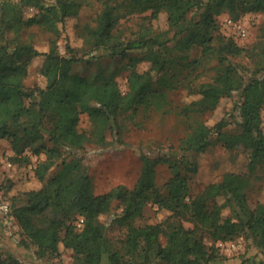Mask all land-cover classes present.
<instances>
[{"label": "trees", "instance_id": "obj_1", "mask_svg": "<svg viewBox=\"0 0 264 264\" xmlns=\"http://www.w3.org/2000/svg\"><path fill=\"white\" fill-rule=\"evenodd\" d=\"M30 7L38 12L27 21L47 26L56 38H37L32 32L22 38ZM79 8L78 0H0V139L13 151L1 187L18 241L33 254L24 261L0 247V264H41L45 257L59 260L66 253L71 264H217L223 257L218 242L237 237L246 240L248 249L264 251V201L251 206L246 192L256 169L264 167V0H104L94 22L82 27ZM134 10L149 11V20L165 11L167 28L156 30L144 22L129 36L115 31L120 17ZM221 12L232 20L260 13L259 39L242 46L220 32L216 16ZM68 28L87 47L80 55L69 43ZM58 37L67 40L64 53ZM194 47L199 53L191 57ZM239 55L254 59L253 67L236 60ZM102 56L127 59L124 92L113 74L73 72L76 63L98 62ZM210 59L216 60L215 72L198 80L201 72L194 70ZM32 72L35 81L27 85ZM183 83L186 93L177 112L187 127L177 145L166 150L139 145L135 151L141 165L133 186L120 183L95 193L80 153L86 144L129 145L118 128L120 113L139 106L170 110L166 89ZM222 97L228 106L221 118L210 122L199 117ZM82 114L88 128L79 125ZM232 122L238 130L227 131ZM44 139L51 142L40 146L45 159L32 166L38 184L16 188L31 161L25 147ZM215 141L229 149L242 146L247 170L225 171L192 193L188 178L198 171V154ZM159 162L171 172L163 189L155 182ZM149 203L155 205L153 219L136 224ZM113 209L111 223L124 227L118 244L100 220ZM157 213L162 216L155 218ZM79 217L81 227L76 225ZM240 264L264 260L248 257Z\"/></svg>", "mask_w": 264, "mask_h": 264}, {"label": "rangeland", "instance_id": "obj_2", "mask_svg": "<svg viewBox=\"0 0 264 264\" xmlns=\"http://www.w3.org/2000/svg\"><path fill=\"white\" fill-rule=\"evenodd\" d=\"M80 2L79 10V22L82 27L84 24H92L95 19L96 13L101 8L104 0H78ZM38 10L34 7H30L26 10L24 18L25 24L22 30V38L32 32L37 38H56L52 30L47 26L39 23H30L28 18L35 15ZM149 11L139 12L134 10L127 12L118 20L115 31L120 32L123 36H129L132 34L140 24L144 22H150L154 29L163 30L167 28L166 12L161 11L157 18L147 19L145 15ZM229 16L226 12H221L216 16L218 23V29L225 35L232 36L239 45L250 46L255 43L260 36V26L262 16L260 13L247 12L239 19H244L246 27V35L240 36L234 30V26L228 22ZM67 34H69V43L76 46L78 49V55L87 50L86 45L81 43V40L77 39V35L74 28H68ZM11 33H8L10 36ZM34 40V39H33ZM66 39L63 37L57 38L58 49L61 53L66 51L65 43ZM97 51H92L89 54H96ZM197 48H192L189 52L191 57L198 55ZM38 59H34V62H38ZM98 62L96 59H92L90 62L81 61L74 65L73 72L83 74L88 77H99L104 74H113L119 84L120 89L124 92L127 88L126 75L128 70L123 67V64L127 60L119 56H102L99 57ZM236 60L245 64L246 66L253 67L254 59L248 58L245 55H239ZM215 59L203 61L194 72H201L198 80L209 79L215 72ZM145 64H142L143 67ZM202 70V71H201ZM186 75V70L184 71ZM192 74V73H191ZM182 78V77H180ZM182 80V79H181ZM35 81V74L32 72L29 74L25 83L32 85ZM183 84L178 85L175 88H167V97L169 100L170 110H156L154 108H144L143 106L137 107L136 110H129L128 112L120 113L119 130L121 138L128 142L129 145L101 147L96 143H88L84 149L80 152L83 157V164L87 168V171L91 177L92 188L95 193H101L116 184H125L129 187L135 183L141 165V160L138 153L135 151L139 145L149 146L152 150L163 149L166 150L169 145H177L178 140L186 132L187 119L180 115L177 110L182 103V97L186 93V88ZM228 106V100L226 97H222L217 106L205 113L199 115L201 118L208 119L210 122L215 119L221 118ZM264 117V109L262 111ZM81 128H88L89 121L86 115L82 114L80 121ZM264 126V121H263ZM225 129L227 131H236L238 126L235 122L228 124ZM107 138L109 141L113 139V136L107 131ZM50 145L51 142L48 139H44L42 142L27 145L24 152L30 156V163L28 164V170L26 176L23 179L18 180L15 184L16 188H28L36 186L37 180L33 176L32 166L38 161L45 159V152L40 148L41 145ZM36 148L39 151H34ZM13 154V151L9 147V143L5 139H0V199L8 201V196L3 194V187L1 183L4 177L10 171L9 157ZM199 167L196 173L189 175L188 182L190 190L195 193L202 189V187L211 181L220 179L221 175L225 171L244 172L247 170L246 162L248 160L247 153L242 146L229 149L223 147L220 142L215 141L210 144L203 152L198 154ZM155 182L160 188H164V183L169 178L171 172L164 162H159L156 167ZM247 198L251 206L256 201H264V167L260 166L256 169L254 175L251 177V184L247 188ZM115 209L108 213L101 214L100 220L107 224L108 233L111 240L118 244L124 235V227L117 223H111V219L114 216ZM155 205L149 203L144 208L141 216L136 217V224H143L148 220H152L154 217ZM224 214L229 213V209L226 208L223 211ZM1 216V215H0ZM162 215L157 213L155 218H160ZM19 233L15 223L5 224L4 218H0V247L2 250H8L14 252L18 257L24 261H31L33 254L24 249V247L18 241ZM218 246L221 252L222 258L217 260V264H240L245 258H251L253 260H264V251L257 250L255 248H247L248 243L243 237H237L234 240L218 242ZM41 264H71L72 259L70 254L66 253L58 260L56 257H45L40 260Z\"/></svg>", "mask_w": 264, "mask_h": 264}, {"label": "built area", "instance_id": "obj_3", "mask_svg": "<svg viewBox=\"0 0 264 264\" xmlns=\"http://www.w3.org/2000/svg\"><path fill=\"white\" fill-rule=\"evenodd\" d=\"M244 19L245 18L232 20L230 17L227 19L228 22H230L234 26V30L236 31V33L238 35H240V36L246 35V27H245V24H244L245 23ZM0 211H1L2 215H3L5 224L14 223L13 216L9 213V202L8 201L0 199ZM82 221H83V218L79 217L77 219L76 225L78 227H81Z\"/></svg>", "mask_w": 264, "mask_h": 264}]
</instances>
